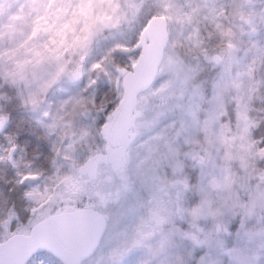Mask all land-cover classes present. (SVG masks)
Returning <instances> with one entry per match:
<instances>
[{"label":"snow or ice","instance_id":"1","mask_svg":"<svg viewBox=\"0 0 264 264\" xmlns=\"http://www.w3.org/2000/svg\"><path fill=\"white\" fill-rule=\"evenodd\" d=\"M201 12L17 0L0 15V166L15 177L0 264H264V8L208 9L206 38ZM19 109L49 140L39 164L10 131Z\"/></svg>","mask_w":264,"mask_h":264},{"label":"rangeland","instance_id":"2","mask_svg":"<svg viewBox=\"0 0 264 264\" xmlns=\"http://www.w3.org/2000/svg\"><path fill=\"white\" fill-rule=\"evenodd\" d=\"M17 0H3V8L0 9V15H3L4 13L7 12L9 6L12 7V10H15V5H16ZM234 0H208L207 5H204V0H178V3L180 6H183L185 11L190 10V7H196L197 5L201 6L202 8V12L200 14V16L197 18L199 21V27L201 29V34L202 36H204L205 38L207 37V33L208 31L211 30V24L208 20L204 19V16L207 15L208 13V9L212 8V7H216V8H220V7H228L230 8L231 5L233 4ZM147 3H151V0H147ZM255 6L257 9L260 8H264V0H255ZM181 26L180 25H175L173 28L174 32H179L180 31ZM255 39L257 40H261L264 41V31H262L260 33V35L258 37H256ZM211 45H215L217 43L216 40H212L211 42H209ZM250 47V42L246 39L244 44L241 45V49L240 52L237 53V56L239 59H241L242 61L244 60L245 57V51L246 49ZM216 76V71L215 70H211L209 69L205 75L204 78L205 79H209L211 80L212 78H214ZM52 99L54 101H58L60 99H63V94L62 93H57L55 97H52ZM255 107L257 108H264V104H261L259 101L256 102ZM27 115V119L28 122L30 124V126L34 129H37L43 136L45 135L43 130L40 129L39 127H37L32 120L29 117V114L25 113ZM172 117H170L169 119H171ZM167 122V121H165ZM11 131V130H10ZM53 140H55V137H52ZM49 141V140H48ZM2 167V166H1ZM4 168V167H2ZM134 202L132 200V198H129V203ZM135 259V257H133V260Z\"/></svg>","mask_w":264,"mask_h":264},{"label":"trees","instance_id":"3","mask_svg":"<svg viewBox=\"0 0 264 264\" xmlns=\"http://www.w3.org/2000/svg\"><path fill=\"white\" fill-rule=\"evenodd\" d=\"M10 130L20 135V143L26 148L28 159L31 160L33 157H37V163L39 164L49 155V141L37 129L30 126L23 109H19L15 113ZM14 179V172L10 166L4 168L0 166V190L7 192L11 184L6 185L5 181H13Z\"/></svg>","mask_w":264,"mask_h":264}]
</instances>
